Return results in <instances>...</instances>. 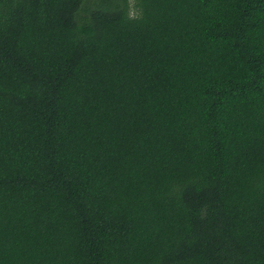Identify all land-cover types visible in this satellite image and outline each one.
<instances>
[{"label": "trees", "instance_id": "16d2710c", "mask_svg": "<svg viewBox=\"0 0 264 264\" xmlns=\"http://www.w3.org/2000/svg\"><path fill=\"white\" fill-rule=\"evenodd\" d=\"M0 0V264H264V0Z\"/></svg>", "mask_w": 264, "mask_h": 264}, {"label": "clouds", "instance_id": "9594fccd", "mask_svg": "<svg viewBox=\"0 0 264 264\" xmlns=\"http://www.w3.org/2000/svg\"><path fill=\"white\" fill-rule=\"evenodd\" d=\"M137 11L135 9V0H129V16L130 18H135Z\"/></svg>", "mask_w": 264, "mask_h": 264}]
</instances>
